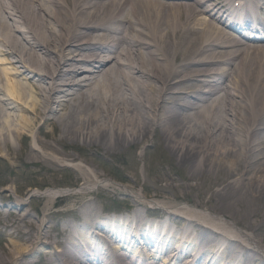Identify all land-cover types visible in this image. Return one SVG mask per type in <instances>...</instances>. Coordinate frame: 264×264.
<instances>
[{"label": "bare ground", "instance_id": "bare-ground-1", "mask_svg": "<svg viewBox=\"0 0 264 264\" xmlns=\"http://www.w3.org/2000/svg\"><path fill=\"white\" fill-rule=\"evenodd\" d=\"M263 1L0 0V264H264L248 246L264 252ZM147 143L185 172L151 179L170 196L157 220L138 200L121 217L85 201L53 232L41 214L106 176L85 148L113 158ZM80 160L78 192L46 190L31 209L11 196L18 167ZM191 195L209 211L197 223L171 201Z\"/></svg>", "mask_w": 264, "mask_h": 264}, {"label": "rangeland", "instance_id": "rangeland-1", "mask_svg": "<svg viewBox=\"0 0 264 264\" xmlns=\"http://www.w3.org/2000/svg\"><path fill=\"white\" fill-rule=\"evenodd\" d=\"M14 113L15 115H18L16 111ZM38 130L39 125L34 128L31 134L32 144L35 147L36 143L33 139H36V136L39 135L41 138H44L42 134H39ZM47 130L51 131V126H47ZM15 144L16 148L20 150L22 147L20 145V142L17 141ZM145 145H148V143L142 144L139 148L130 150L120 157L113 158L95 157L97 155L93 154L90 150L85 148V156L87 158L91 157V159L96 158V160L94 159V162L98 166V170L106 173V176L100 178L98 181L96 180V178H94L95 182L90 185L92 191L87 197L81 196L77 199L61 197L63 199H60L59 203L56 204L55 207L51 210L54 212L53 215L46 216L44 214H41V217L44 218L46 222L50 221V223L48 224L52 227L53 232H56L58 230L57 226L62 223L64 216L68 212L72 213L76 211L85 201L97 202L100 206H102V210L105 208L106 210L115 208L119 212L129 213L131 210V207H129L131 206V203H134L135 200H138L139 202L145 204L149 209L148 211L150 212V214L148 213V216L155 214L151 211H154L156 213L162 212L163 210L161 209L164 208V203L162 202H165V200L168 201L170 199V196L166 197V199L157 198L156 196H154L155 189H153V186H151V179L156 175H159L160 173L167 172L176 180H182L185 172H183L182 169H180L178 166L174 165L168 153V150L161 146L148 145V152H146L145 156H142ZM76 163L83 164L82 160L78 162H65L64 164L67 165L66 168H56L53 170L49 169V171L47 169L41 168L40 166L34 167L33 165L26 167V169L18 167V172H16L14 178L17 179V182L20 185V189L22 190L20 191L23 192L22 194L24 195V198H19L18 196H16L13 190L10 191V194L17 200L24 202L28 201V205H26V207L31 209L32 206L35 207V197L37 195L40 196V194H42L46 190L78 192L80 190L79 188L82 186V181L79 180L77 174L70 169ZM7 176H9V173L6 171L4 165L2 166V163H0V181L2 178ZM136 181H138V183H136ZM33 182H36L38 185H35ZM111 182L115 183L116 185ZM39 183L44 185L41 186L39 185ZM103 183L107 185L106 190L102 188ZM143 184H145V186H143ZM6 187H9V185L5 182L0 183V193H2ZM132 191H138V196L136 197L135 193ZM192 198H195V201L197 200L195 196L191 195L189 197L179 196L177 200L172 199L171 201L173 202V205H176V207H174L175 209H181L183 207L185 211H182V213L184 215L189 214V218H193L197 223V215L195 216L197 210L206 213H208L209 211H207L206 208L198 209L196 206H194V203H190V199ZM145 218L147 221L151 220L148 219L147 216ZM76 219H78V216L71 217L70 220L75 221ZM217 222H209V220L198 221L199 225L203 224L205 226H208L210 224L219 226L221 222L224 223V225L226 224L227 226L232 225L233 232H227L226 230L221 231V229H218V227H214V229L219 231L221 235H224L223 238H225L226 236H230L236 238L237 240L243 241V238L239 236L241 232H245V229L242 225H238L232 221H230L228 224L223 219H221V222ZM248 246L257 254L264 256V252L257 247H254L251 244H248ZM33 259L37 260L38 258L36 255H34ZM38 264L44 263L43 261H41Z\"/></svg>", "mask_w": 264, "mask_h": 264}]
</instances>
